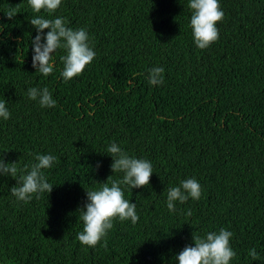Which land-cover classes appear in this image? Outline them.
I'll use <instances>...</instances> for the list:
<instances>
[{
	"label": "trees",
	"instance_id": "1",
	"mask_svg": "<svg viewBox=\"0 0 264 264\" xmlns=\"http://www.w3.org/2000/svg\"><path fill=\"white\" fill-rule=\"evenodd\" d=\"M188 2L61 0L54 13L37 14L27 0H0V100L10 112L0 118V155L18 170L37 154L56 157L42 170L52 191L27 203L11 194L16 180L0 176L1 264H178L192 235L221 228L233 233L230 264H264V0H218L219 38L204 50ZM9 7L18 9L11 20ZM35 15L86 29L96 55L81 75L60 76L63 48L51 75L32 67ZM156 67L164 79L154 86ZM32 87H47L56 106L30 100ZM113 143L150 161L153 174L144 188L121 185L139 220L117 219L95 247L82 246L86 191L124 175L111 171ZM189 178L200 199L170 212L168 190Z\"/></svg>",
	"mask_w": 264,
	"mask_h": 264
},
{
	"label": "clouds",
	"instance_id": "2",
	"mask_svg": "<svg viewBox=\"0 0 264 264\" xmlns=\"http://www.w3.org/2000/svg\"><path fill=\"white\" fill-rule=\"evenodd\" d=\"M33 13H54L60 6L61 0H27ZM188 8L191 10L190 28L192 38L197 48L204 50L219 38L217 23L224 18L218 0H189ZM18 13L15 7H9L5 16L12 19ZM35 28L36 35L31 41L32 67L36 72L47 77L53 73V54L57 49L63 48L65 55L61 57L63 69L60 76L65 82L82 74L85 67L95 58L96 53L89 46V34L84 28L73 30L66 26L62 17L45 19L35 15L30 21ZM45 29L47 33L42 35ZM43 41V42H42ZM164 69L156 67L149 70L148 83L160 85L163 83ZM27 96L32 101H37L42 108L56 106L51 92L47 87H32L27 91ZM7 101L0 100V118L7 120L10 112L6 107ZM107 154L112 157L111 171L123 172L122 180H111V186L103 183L97 190L86 191L87 202L83 208L78 209L83 230L77 233V239L82 246L95 247L112 229L113 222L130 220L135 224L139 220L135 203H130L124 198L121 185L129 189L144 188L149 185L153 174L150 161L130 157L115 143L107 148ZM56 157L51 154H37L35 163L17 168L16 162L5 163L0 155V176H10L19 186L11 187V194L18 201L29 202L34 194L52 191L53 184L47 182L42 170L52 167ZM99 167V164L97 165ZM18 171L19 177L18 179ZM110 179V176L107 178ZM201 186L197 180L189 178L182 180L178 187H172L167 192L166 206L170 212L176 211V202L181 204L189 200H199ZM186 215L191 216L189 210ZM231 231L221 228L219 232H208L205 236H193L194 246H185L175 257L178 264H230L236 253L230 246ZM248 255L256 260L259 255L255 248L249 249Z\"/></svg>",
	"mask_w": 264,
	"mask_h": 264
},
{
	"label": "bare ground",
	"instance_id": "3",
	"mask_svg": "<svg viewBox=\"0 0 264 264\" xmlns=\"http://www.w3.org/2000/svg\"><path fill=\"white\" fill-rule=\"evenodd\" d=\"M122 39V38H121ZM121 41V40H120ZM180 213V212H179ZM186 213H184V215H185ZM193 220V219H192ZM176 222V221H175ZM194 223V222H193ZM183 225V224H182ZM176 226V225H175ZM186 226H187V224H186ZM178 246V245H177Z\"/></svg>",
	"mask_w": 264,
	"mask_h": 264
},
{
	"label": "water",
	"instance_id": "4",
	"mask_svg": "<svg viewBox=\"0 0 264 264\" xmlns=\"http://www.w3.org/2000/svg\"><path fill=\"white\" fill-rule=\"evenodd\" d=\"M1 264V263H0Z\"/></svg>",
	"mask_w": 264,
	"mask_h": 264
}]
</instances>
